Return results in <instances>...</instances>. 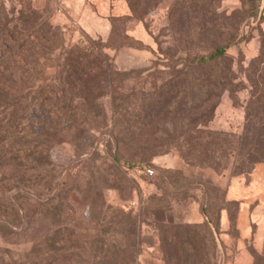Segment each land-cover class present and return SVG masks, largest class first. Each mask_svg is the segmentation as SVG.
I'll list each match as a JSON object with an SVG mask.
<instances>
[{
	"label": "rangeland",
	"instance_id": "1",
	"mask_svg": "<svg viewBox=\"0 0 264 264\" xmlns=\"http://www.w3.org/2000/svg\"><path fill=\"white\" fill-rule=\"evenodd\" d=\"M129 2L0 0V91L26 97L0 106V139H33L43 124L61 132L44 176L0 193L21 209L17 218L0 208V224L16 232L0 235V264L47 255L43 264H124L131 253L136 264H264V162L243 174L236 153L196 165L173 146L191 138L214 149L242 136L250 75L264 54V0ZM90 43L108 46L115 72L93 77L98 107L56 80L71 49ZM219 47L235 88L207 89L205 73L189 67ZM226 198L240 208L224 210L211 235L199 225L207 216L217 226ZM126 217L136 221L134 249Z\"/></svg>",
	"mask_w": 264,
	"mask_h": 264
},
{
	"label": "trees",
	"instance_id": "2",
	"mask_svg": "<svg viewBox=\"0 0 264 264\" xmlns=\"http://www.w3.org/2000/svg\"><path fill=\"white\" fill-rule=\"evenodd\" d=\"M128 1L132 4L133 0ZM48 28L50 29L51 27L48 26ZM25 44L26 43H18L17 49L22 50ZM106 48H108V46L104 43H90L88 47L77 45L71 49L64 61L57 67L56 80H59L60 85H67L72 91L75 90L79 92V97L90 107H98V98L96 97L93 77L105 76V80H107L115 73L110 70V64L103 56V51ZM254 63L259 67H255L252 75H250L251 96L245 107L246 120L242 136L237 137V140L233 142L224 141L221 144L213 143L211 146L214 149H207L203 147L202 144L191 140V138H183L181 141L179 140L173 143V146L180 153L182 158H189L195 162L196 165L207 162L209 166L213 163V158L216 155H219V159L220 156L222 158H228L231 153H236V161L242 162L241 164L237 162L240 169H243L244 165L248 166L247 171L243 172V174L250 173L252 166L255 164L264 162V54H262L258 60H255ZM221 65H223L222 68L220 67ZM260 66L263 68H260ZM189 67L193 72L203 71V73H205L206 78L200 81L205 82L204 86L207 89L216 87L225 90L228 87L235 88L237 86L231 75L226 47L216 48L209 57L195 58ZM9 82L10 80L8 79L5 83L9 84ZM204 86L198 83L196 88L200 89ZM9 87H11V85ZM2 89L3 88H1L0 91V106L9 107L11 104L17 103V101L19 103L21 100L23 101V99H26V97L17 100L11 99L8 93L2 91ZM43 95L44 94L41 92L39 98ZM44 98H46V96H43V99ZM124 106L125 103L117 106L120 113L127 110ZM71 123L69 128L73 130L76 135L82 134L83 130L76 123ZM60 134L61 132L58 129L43 124L40 132L34 136L33 139L18 137L15 139L12 138L11 141H9V135H5L4 138L0 139V171L9 167L12 168V171L8 174H3L0 178V193L13 190L15 184L29 185L33 180L42 178L44 176L43 172L46 170L45 166H49L50 163L48 154L50 150L49 147L52 146L54 142L58 141ZM76 138L79 137L77 136ZM80 145L89 146L86 145V143H76L78 148H81ZM19 152H23L22 154H24V156L22 157ZM110 152L115 161L118 162V156L112 152L111 148ZM201 157H203V159H201ZM129 167L139 169L137 165H129ZM233 204H236L238 209L240 208L239 201L226 198L221 208L217 226L206 215V219L202 222V225L199 226L209 229L211 235H213V231H217L221 226L222 212L224 210L229 212L228 209ZM2 206L5 208L4 212L6 211L12 216L19 217V210L21 209L14 201L0 199V208H3ZM125 219L128 228V236L131 237L130 247L134 249L136 248L137 239L136 221L131 217H126ZM28 229L29 223H25L21 232L25 233ZM14 231L15 230L10 226L0 224V235L2 237L5 238L11 234H16ZM44 243H47L46 239ZM51 258L52 257L48 255L42 257L40 263L43 264L44 262H48ZM123 262L124 264H136L135 254L131 253L128 259Z\"/></svg>",
	"mask_w": 264,
	"mask_h": 264
},
{
	"label": "crops",
	"instance_id": "3",
	"mask_svg": "<svg viewBox=\"0 0 264 264\" xmlns=\"http://www.w3.org/2000/svg\"><path fill=\"white\" fill-rule=\"evenodd\" d=\"M232 186V185H231ZM232 200V199H231ZM233 200H235V201H239L240 203L242 202V200L241 199H233ZM242 205H245V204H242ZM223 222H225V219H224V217H223V215H222V223Z\"/></svg>",
	"mask_w": 264,
	"mask_h": 264
},
{
	"label": "built area",
	"instance_id": "4",
	"mask_svg": "<svg viewBox=\"0 0 264 264\" xmlns=\"http://www.w3.org/2000/svg\"><path fill=\"white\" fill-rule=\"evenodd\" d=\"M147 174H149V175H153L154 172H153V170H148V171H147Z\"/></svg>",
	"mask_w": 264,
	"mask_h": 264
}]
</instances>
